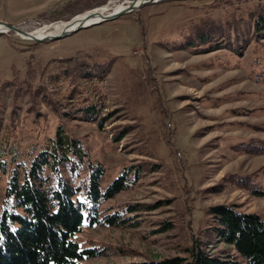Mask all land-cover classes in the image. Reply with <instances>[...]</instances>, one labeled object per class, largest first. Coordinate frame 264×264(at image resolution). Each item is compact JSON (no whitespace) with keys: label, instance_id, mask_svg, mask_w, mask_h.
I'll return each instance as SVG.
<instances>
[{"label":"rangeland","instance_id":"1","mask_svg":"<svg viewBox=\"0 0 264 264\" xmlns=\"http://www.w3.org/2000/svg\"><path fill=\"white\" fill-rule=\"evenodd\" d=\"M130 1L0 0V21L31 33ZM263 15L264 0H160L46 44L0 34V210L62 129L104 193L128 181L97 207L124 225L86 222L78 241L100 254L82 264L236 256L208 210L264 218ZM88 164L63 175L84 189Z\"/></svg>","mask_w":264,"mask_h":264},{"label":"trees","instance_id":"2","mask_svg":"<svg viewBox=\"0 0 264 264\" xmlns=\"http://www.w3.org/2000/svg\"><path fill=\"white\" fill-rule=\"evenodd\" d=\"M263 26L264 15L257 21V28ZM84 151L80 141L59 129L50 147L38 153L23 175L13 171L0 210V264H82L100 254L78 241L86 222L124 225L120 214L101 217L97 207L121 193L128 185L127 178H117L104 193L99 180L103 167L91 166ZM86 160L90 177L86 188L78 189L63 174L67 169L72 176L79 173ZM6 173L5 163L0 162V182L1 174ZM208 213L217 224L218 238L231 246L236 256L219 258L194 246L188 251V264H264V218L226 205L210 207Z\"/></svg>","mask_w":264,"mask_h":264},{"label":"bare ground","instance_id":"3","mask_svg":"<svg viewBox=\"0 0 264 264\" xmlns=\"http://www.w3.org/2000/svg\"><path fill=\"white\" fill-rule=\"evenodd\" d=\"M147 1V0H145ZM158 1V0H156ZM155 1V2H156ZM130 2H124L122 3V5L119 6H115L113 7V5H108L105 7H102L100 9L97 10H91L87 13L84 14H80L78 16H75L76 18H74L73 20L71 19L68 22H59L53 25H47L45 27L39 28L36 31H32L29 35H27L26 37H22V39L24 40H30L32 41V39L37 38V39H46L49 37H53V36H60V34L69 31V30H73V28L76 25H91L93 23H96L99 21V17H104L106 15H110V14H117L122 12L124 9L127 8L128 4ZM126 4V5H123ZM138 5V3L136 4ZM113 7V8H112ZM94 13V14H93ZM92 14V15H91ZM0 32L3 34L10 32L9 30L5 29L4 26H0ZM27 32V31H25Z\"/></svg>","mask_w":264,"mask_h":264},{"label":"water","instance_id":"4","mask_svg":"<svg viewBox=\"0 0 264 264\" xmlns=\"http://www.w3.org/2000/svg\"><path fill=\"white\" fill-rule=\"evenodd\" d=\"M155 1L156 0H147V1H145V0H132L128 4L127 8L124 9L122 12L117 13L115 15L114 14H110V15H106V16L101 17V18L99 17V21L96 22V23H93L91 25H87V26H85V25H76L73 28V30L71 29L69 31H66V32L60 34V36L56 35V36L49 37V38H46V39H44V38L43 39L34 38L32 40L36 41V42L45 43V44L47 42H55L57 40L60 41V40L65 39V38H67L69 36H74V34L80 32L82 30H85V29L87 30L89 28H92V27H95V26H98V25L101 26V24H103L105 22L115 21L116 19H118V18H120V17H122V16H124L126 14L128 15L129 13H132V12L138 10L139 8H142V6H144L146 4L153 3V2L156 3V2H158L160 0H158L156 2ZM137 3H138V5H136ZM74 18H76V17H74ZM0 26H2V27L4 26L5 29L9 30L10 32L11 31L14 32L17 36H20L21 38L22 37H26L27 35L30 34L29 32H25L24 30L16 28V26H13V25H11L9 23H6V22L0 21ZM0 34H2V33L0 32Z\"/></svg>","mask_w":264,"mask_h":264}]
</instances>
